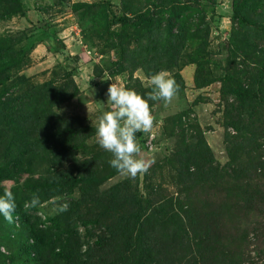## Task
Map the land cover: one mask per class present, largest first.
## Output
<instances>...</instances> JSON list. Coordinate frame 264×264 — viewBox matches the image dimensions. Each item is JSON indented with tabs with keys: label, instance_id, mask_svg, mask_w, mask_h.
I'll use <instances>...</instances> for the list:
<instances>
[{
	"label": "rangeland",
	"instance_id": "374dc122",
	"mask_svg": "<svg viewBox=\"0 0 264 264\" xmlns=\"http://www.w3.org/2000/svg\"><path fill=\"white\" fill-rule=\"evenodd\" d=\"M151 1L0 0V59L8 57L9 62L13 61L7 68L10 77L0 89L15 84L18 75L26 77V81L16 83L20 89L48 81L62 87L65 82L74 81L78 93L56 103L50 112L54 119H68L74 129L84 128L82 140L100 159L94 162L93 154L86 157L94 162V168L102 171L109 170L108 161L112 157L97 144L95 128L102 112L113 110L107 101L109 84L146 96L151 91L150 75L165 70L176 80L178 91L170 102L148 101L153 126L149 132H142L141 137L136 134L141 146L138 158L151 161L147 171L135 177L117 171L98 183L99 194L123 181L121 188H126L128 193L137 190V194L150 198L156 205H172L166 199L175 200L180 196L179 188L193 179L184 169L191 158L186 161L180 151L184 142L191 140L190 135H201L212 157L210 164L218 171L216 174L228 171L235 175V179L222 178L216 183L222 215L229 223L239 216L246 220V244L241 261L264 264V235L258 233L264 229V201L257 199V207L251 204L248 210L238 212L251 189L257 188V195L264 196V175L259 173H264V168H255L249 158L255 154L264 162V130L258 126L253 132L242 129L240 132L231 124V119L237 116V102L228 90L237 80L245 84L261 74L264 86V34L257 32L258 26L264 28V0H246L245 13L249 20L232 17L233 0H176L175 5L192 3L196 7L187 19L190 30L180 31L182 23L177 20L183 17L174 18L169 30L167 13L162 12V24L151 27L150 34V28L135 33L132 29L135 8L144 11L149 7L153 17L160 18L153 5H149ZM120 17L128 19L121 22ZM56 39L61 43L55 45ZM118 49L122 53L120 62ZM236 49L237 52L233 51ZM196 72L200 78H196ZM196 79L200 81L197 87ZM260 101L264 104V99ZM258 106L255 114L261 121L264 107ZM246 120H243L245 125ZM150 135L153 146L148 148L146 141ZM79 151L74 152V157L80 160L85 155ZM202 154L205 156L204 150ZM63 163L65 169L74 165L72 159ZM188 166L191 172L195 171L192 162ZM41 167L40 162L38 169ZM203 169L197 168L202 176L195 178L197 185L211 180L206 178L211 171ZM23 181V176L19 182L3 180L0 187L4 191L13 186L21 188ZM78 184L71 192L39 199L33 214L42 217L61 213L64 222L73 221L84 251L93 245L105 226L83 221L95 218L98 209L92 200L78 205ZM65 204L67 209L61 211ZM0 249L6 251L3 245ZM160 264H174V260L168 255Z\"/></svg>",
	"mask_w": 264,
	"mask_h": 264
},
{
	"label": "trees",
	"instance_id": "16d2710c",
	"mask_svg": "<svg viewBox=\"0 0 264 264\" xmlns=\"http://www.w3.org/2000/svg\"><path fill=\"white\" fill-rule=\"evenodd\" d=\"M175 2L152 0L149 3L160 18H154L149 7L144 11L135 8L132 29L136 33L150 28V34L151 27L156 23L162 24V12H166L169 30L173 26V19L180 17H183L177 20L182 23L180 31L190 30L187 19L196 7L191 6L192 3L175 5ZM245 4L246 0H233V18L249 20ZM159 6H162L161 10L157 9ZM127 19L120 17L118 21L125 22ZM257 32L264 34V28L258 26ZM236 46L238 49V44ZM237 49L233 51L237 52ZM12 62L8 57L0 59V85L10 77L7 68ZM195 75L196 78L201 77L197 72ZM261 77L262 74L260 77L258 75V79L253 76L245 84L237 80L228 87L237 102V107H234L237 116L231 119V124L240 132H253L258 126L259 130H264V119L260 121L255 114L260 107L258 105L264 107L260 101L264 99ZM226 78L229 79V76ZM22 81H26V77L18 75L16 83ZM16 83L8 89H0V183L8 179L19 182L22 176L24 181L21 188L13 186L10 189L17 205L14 222L9 224L0 217V246L6 248L5 252L0 249V264H160L168 255L174 264H245L241 261V251L246 244V220L239 216L229 223L222 215L216 183L223 179H235V175L228 171L216 174L218 171L210 164L212 157L201 135H190L191 140L185 141L180 151L186 161L191 158L184 164V169L193 175V179L179 188L180 196L175 200L171 197L166 199L172 205H156L150 198L137 194V190H129L128 193L126 188H121L123 181L99 194L98 183L113 176L117 170L110 166L107 167L109 170L102 171L94 168L93 163L100 157L82 140L84 128L76 126L74 129L68 119H54L50 112L56 103L75 96L78 93L77 85L69 80L61 87L48 81L20 89ZM199 85L200 81L196 79L195 87ZM246 118L247 125L243 123ZM141 133L136 134L141 137ZM78 150L85 155L83 159L74 157V152ZM92 154L94 162L86 157ZM249 158L255 168H264L263 160L255 154ZM71 159L74 165H68L69 168L65 169L63 161ZM40 162L43 169H38ZM191 162L195 167L192 172L188 166ZM204 167L206 171H211L206 178L213 181L197 185L195 178L202 177L197 168ZM259 173L264 175L262 171ZM76 184L80 193L78 205L81 201L92 200L98 209L95 218L83 221L105 226L93 245L84 251L72 226L73 221L64 222L61 213L37 216L33 214L37 205L24 207L33 194L38 195L39 199L63 195L64 192H71ZM257 191V188L251 189L238 212L248 210L251 204L257 207V199L264 201V196L257 195ZM3 192L0 187V194ZM258 233L263 236L264 229Z\"/></svg>",
	"mask_w": 264,
	"mask_h": 264
},
{
	"label": "clouds",
	"instance_id": "9594fccd",
	"mask_svg": "<svg viewBox=\"0 0 264 264\" xmlns=\"http://www.w3.org/2000/svg\"><path fill=\"white\" fill-rule=\"evenodd\" d=\"M151 91L142 96L133 89L109 84L107 101L112 109L104 111L98 117L95 128L97 144L106 152L111 153L109 166L120 173L135 177L138 173L147 171L151 161L138 158L141 146L136 133L149 132L153 126V115L149 107V100L170 102L176 95L179 85L165 70H160L149 77ZM39 203V196L33 194L24 204L31 208ZM16 200L11 190L0 194V217L9 224L14 222ZM67 205L60 209L64 211Z\"/></svg>",
	"mask_w": 264,
	"mask_h": 264
},
{
	"label": "built area",
	"instance_id": "2783aa9c",
	"mask_svg": "<svg viewBox=\"0 0 264 264\" xmlns=\"http://www.w3.org/2000/svg\"><path fill=\"white\" fill-rule=\"evenodd\" d=\"M147 138V136L144 138V139H146ZM152 140H153V137L151 138V135L148 137V140L146 141V146L148 147V148H151L152 146H153V143H152Z\"/></svg>",
	"mask_w": 264,
	"mask_h": 264
},
{
	"label": "crops",
	"instance_id": "0c3cea01",
	"mask_svg": "<svg viewBox=\"0 0 264 264\" xmlns=\"http://www.w3.org/2000/svg\"><path fill=\"white\" fill-rule=\"evenodd\" d=\"M55 39V38H54ZM56 42H58L59 44L61 43L59 40L57 41V39L54 41L55 44H57Z\"/></svg>",
	"mask_w": 264,
	"mask_h": 264
}]
</instances>
